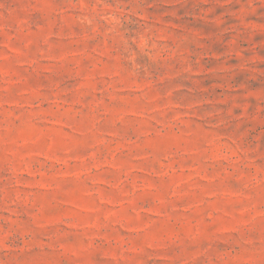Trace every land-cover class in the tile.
<instances>
[{
	"label": "rangeland",
	"instance_id": "rangeland-1",
	"mask_svg": "<svg viewBox=\"0 0 264 264\" xmlns=\"http://www.w3.org/2000/svg\"><path fill=\"white\" fill-rule=\"evenodd\" d=\"M0 264H264V0H0Z\"/></svg>",
	"mask_w": 264,
	"mask_h": 264
}]
</instances>
